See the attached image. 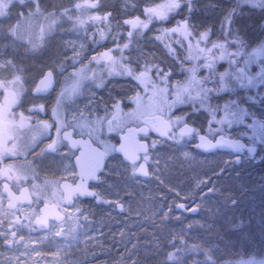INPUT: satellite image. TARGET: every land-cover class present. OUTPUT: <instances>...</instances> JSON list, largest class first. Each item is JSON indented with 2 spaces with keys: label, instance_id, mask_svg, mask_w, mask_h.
<instances>
[{
  "label": "rangeland",
  "instance_id": "obj_1",
  "mask_svg": "<svg viewBox=\"0 0 264 264\" xmlns=\"http://www.w3.org/2000/svg\"><path fill=\"white\" fill-rule=\"evenodd\" d=\"M88 2L96 3L97 7L76 10L73 5L83 4L85 0H40L41 13L32 17L30 24L22 22L23 39L0 36V64L7 65L11 60L15 65V68H0V79L11 80L14 76H20V83L25 89L20 101H26V90L37 83L47 68L57 73L60 88L64 85V78L80 67L79 64H72L73 47L79 50L81 44L84 45L80 59L96 71V77L82 81L79 96L67 99L69 104L65 107L63 103L62 115L64 116L66 109L69 116L64 117L65 120H73V115L79 113L88 119H110L116 111L113 107L115 102L119 101L122 109V127L113 126L110 132L106 122L94 125L95 139L109 153L107 169L101 176L100 203H91L87 207L80 205L76 209L65 207L67 219L64 222L52 223V229L42 234H25V242L16 244L13 249L4 247L0 264H169L167 254L175 251L172 247L173 240L177 245H181L183 240L188 245H198L201 249L198 254L176 253L183 256L184 264H193L194 260L211 264L206 261V253L213 257L216 264H264V145H257L259 152L254 156L247 153L244 156L225 152L206 153L196 146V137L181 138L177 134L174 140H163L156 133H151L147 137L149 144L156 140L157 145L148 153L150 175L145 179L133 175L132 167L111 149L116 147L119 134L126 126L143 121L137 118L138 113L143 114L144 119L148 118L151 109L148 107L147 96L143 88L131 78L110 76L104 65L88 64L94 55L88 52V43L94 37L96 28L108 26L105 29L107 38L102 41L105 43L104 49L112 46L110 42L117 36L118 28L121 25L128 26L124 23L125 20L135 19L137 16L143 18V9L155 6L161 0ZM29 7L35 11L34 6H17L10 20L5 21L4 31H7L10 24L16 23L17 11L23 10L27 14ZM210 7L214 9L212 5ZM216 7L214 17L224 13V9ZM65 8H72L73 16L84 19V27L75 25L74 20L61 17ZM53 12L56 14L55 24H52L53 17L49 16ZM141 12L143 14L139 15ZM250 12H253L255 18L264 15V11L252 7L242 14ZM90 16L101 19L91 20ZM105 16L107 22L103 19ZM169 20L178 21L175 17ZM255 23L249 21L245 26H253ZM152 25L155 24L149 25L148 31H144V39L139 42L141 51L144 50L143 54L149 58L152 55L148 63L157 64L166 72L171 71L172 84L179 82L183 85L187 78L180 65L182 56L169 54V49L165 46L168 43L158 39L162 33ZM42 34L43 40L40 39ZM29 38L39 45L35 51L32 50ZM170 55H175L174 59ZM125 56L136 67L132 56ZM61 63L65 64L63 73L58 71ZM140 63L143 65L144 61L140 60ZM256 71L257 67L253 69V73ZM197 75L203 77L207 74L199 71ZM100 83L102 86L98 87L97 84ZM259 91L264 92V88ZM137 92L143 97L139 110L133 102ZM240 94L242 106L254 111L257 116L264 117V101L258 105L250 104L243 99L245 91L242 90ZM72 98L74 102H70ZM52 101L54 100L49 99L47 103L49 111L54 106ZM0 102H3L2 95ZM191 105L190 101L177 107L175 114H186L187 123L197 121V125L193 124L196 129L207 133L210 118L206 106L205 110L198 111ZM47 120L51 122L52 118L48 117ZM243 131V126L237 125L228 129L232 138L247 141L240 137ZM22 142L24 154L20 155L23 156L21 161L33 164L35 160L31 156L37 143L29 151L32 137L28 132L22 134ZM59 154L63 155L62 152ZM56 158L59 157H50L43 167L37 161V168H33L39 171L37 182L41 185L45 180L58 182L59 172L67 176L72 171V167L64 163L63 159L60 158V161ZM22 169L26 170L24 167ZM42 195H46L48 202L54 201L53 197H48L45 193ZM41 202H44L43 199ZM180 203L190 204L188 209H195V212L189 214L177 210ZM13 223L0 195V229L12 226ZM57 232L60 234L57 235ZM7 239L14 242L12 237Z\"/></svg>",
  "mask_w": 264,
  "mask_h": 264
},
{
  "label": "snow or ice",
  "instance_id": "obj_2",
  "mask_svg": "<svg viewBox=\"0 0 264 264\" xmlns=\"http://www.w3.org/2000/svg\"><path fill=\"white\" fill-rule=\"evenodd\" d=\"M17 6H34L35 11H32L31 7H29L27 14L23 10L17 11L16 23L10 24L5 32L4 23L6 20H10ZM244 6L258 8L264 11V0H235L234 6L225 12L221 20L220 33L224 37V40L221 42L220 40L210 39L212 29H206L203 32L196 33L194 28L190 26L189 21L191 13L194 10V0H163L161 3H155V6H146L143 9L144 15L147 18L146 20H142L137 16L135 19L124 21L125 24L130 25L131 31L127 32L128 41L123 43L122 46L117 45L119 56L113 55L114 50L109 49L108 51L101 52L98 56L94 55L91 57L88 64L95 62V64L100 65L103 62L110 76L122 75L129 77L136 81L139 87L143 88L151 113L147 119L143 118V114L138 113L137 118L143 119L144 127L135 129L137 135L142 133L147 138L149 131L154 130L159 133L160 137L171 140H174L177 134L181 138L185 136L193 138L198 136L200 141L196 145L198 148H227L235 153L246 152L250 156L255 155L257 145H264V117H259L254 111L242 106L240 97L230 99L224 105H212L211 103L215 95H220L221 93L235 95L238 89L245 91L243 99L247 103L258 105L261 101H264V92L259 91V89L264 88V42H261L256 47H253L251 51H248L249 45L245 43L239 36L238 31L234 29V19L238 15V10ZM73 7L76 10H81L96 8L97 4L85 0V3H75ZM182 9H186L189 15L182 20H178L174 27L163 29V35L170 36L172 34H178L183 39H177L175 43L180 44L181 47H184V41H187V55L184 57V60L193 61V64L191 67L185 69L183 68V61L181 62L182 71L188 73L186 83L183 85L179 82L175 84L170 82L171 71L166 72L159 65L150 64L147 61L141 65L139 58L135 62L136 67H133V62L124 55V50L128 49L133 42L134 33L142 36L154 20L168 21L180 15ZM41 11L40 0H0V36L23 39L21 34L22 22L30 24L32 17L41 13ZM71 13L72 8H65L61 13V17H66L69 21L74 20L75 25L84 27L86 21L81 19L80 16H73ZM108 15L110 16L111 13ZM49 16L53 17L52 24H55L56 14L54 12L49 13ZM89 19L99 20L101 18L98 16H90ZM103 19L107 20V16ZM109 30H111L110 26ZM99 37L100 40L106 39V32L100 30ZM40 39L43 40V34ZM29 43L33 51L39 47V45L31 41V38H29ZM94 43L98 42L94 41ZM165 46L169 49L170 54L175 52L171 44H166ZM83 48V44H81L79 50L73 47L72 64H79L80 67L77 71L64 78V85L60 87L55 105L51 109V122L38 118L39 112L47 111L43 104H40L38 107L29 108V114L27 116L23 112H20L17 117L13 108L20 103L21 94L25 90L20 83L21 78L20 76H14L11 80L0 79V95L3 97V102L0 103V164L4 162L6 157H16L24 154L19 140L22 137L21 130L25 128L31 129L33 132L32 145L29 151L34 148L40 137L51 138V132L55 131V138L51 139V143L47 144L43 152L56 153L59 151L60 145L65 142L70 151L71 149H79L84 135H88L89 139L92 138L93 132L95 131L94 125H100L106 122L110 132L113 126L122 127V109L119 101L113 105L116 111L112 113L110 119L107 117L88 119L81 114L79 120L74 121L70 128L62 115L64 101L78 93L84 79H94L96 77V71L90 69L80 59ZM124 61H127V63ZM221 61H227V69L223 72H220L217 68L218 63ZM253 65L258 68V71L255 73L252 72ZM6 66L15 68L11 60L7 62V65L0 64V68ZM201 69L207 71L206 76L200 77L197 75ZM58 71L60 73L65 71L64 63L58 65ZM87 73H91V75H87ZM69 82H71L70 86ZM208 83H212L213 87H207L206 85ZM56 84L57 81L54 78L53 71H48L46 74H43V78L39 80L34 91L37 94H48L54 90ZM149 85H151L150 88ZM97 86H102V83L97 84ZM149 93L151 94L149 95ZM142 99L143 97L140 96L139 92L133 97V102L137 104V110L141 108L140 101ZM190 101L192 102L191 106L196 110H205L204 106H206L210 113L209 130L205 134H201L195 127L188 125L186 114H175L174 110L177 107L186 105ZM34 116L37 118L33 122ZM233 125L243 126L245 131L240 133V137L246 138L248 143H244L240 138H232L229 135L228 129ZM161 126H163V130H161ZM76 129H79L77 135L81 139L74 138L73 131ZM129 131H132V129ZM121 140L124 141V134L121 135ZM136 144L137 151L133 154L129 153L124 143H121L119 148L113 146L111 151L123 153L124 158L132 165L133 175L139 173L147 176L149 173L145 164L149 160L148 150L150 147L155 148L157 141L153 140L151 145H148L137 140ZM140 152L144 153L142 157L139 155ZM139 160H143L144 163L138 164L137 161ZM77 163L80 164L79 158H77ZM12 167L11 164L6 165L9 172ZM101 171H103V168L99 163L95 165L91 163L81 164L78 173L75 169L71 171L72 175L79 176L80 182L77 183L76 180H73L71 184L65 183L62 185L66 190V194L57 199L54 205L57 209L52 217L54 221L65 219L64 216L60 215L61 211L67 212L66 208H62V204H72L73 197L96 195V193L88 190L87 183L91 180H99L100 176L98 173ZM30 174L31 178L35 180L37 173L29 169L24 170L22 175L17 176L16 179L17 181L21 179L28 180ZM7 179H12V176L9 174ZM57 183L56 181L45 180L43 185L32 184V194L37 197L35 202L37 207L33 208V211L38 210L39 212L47 213L49 202L45 198L46 195H42V193H46L45 190L47 187H55ZM4 189L8 191L7 184L4 185ZM24 191H27V189L25 188ZM55 194L54 192L53 195ZM12 195L13 193L9 191V196ZM42 199L44 201L43 208H39ZM28 203L32 204L33 201L29 199ZM180 207L183 208L184 205H180ZM121 210H123L122 205ZM46 220L47 217L44 220V224H46ZM59 234L60 232H57V235ZM0 235H3V233H0ZM172 247L175 251L167 254L169 264H184L183 256H178L176 253L183 252L187 254L194 252L198 254L201 251L198 245H188L183 240L181 241V245H177L175 240H173ZM205 256L206 261L211 262V264H216L212 256L207 253ZM193 264H204V262L194 260Z\"/></svg>",
  "mask_w": 264,
  "mask_h": 264
},
{
  "label": "flooded vegetation",
  "instance_id": "obj_3",
  "mask_svg": "<svg viewBox=\"0 0 264 264\" xmlns=\"http://www.w3.org/2000/svg\"><path fill=\"white\" fill-rule=\"evenodd\" d=\"M162 1L163 0H161V2ZM232 1L233 0H194V10L191 13V18L189 21L190 26H192L194 28L196 33L203 32L206 29H212V35H211L210 39L220 40L222 42L224 40V37L220 33V23H221V20L223 19L225 12L227 10H229L228 6L230 5V3H232ZM210 5H212L214 9H212V7H210ZM216 6H220L222 9H224V13H222V15H217L216 17H214L215 14H213V11L215 13V9L217 8ZM244 8H245L244 10H246L248 12L249 7L244 6ZM206 10H208V12H206ZM251 13H253V12H251ZM248 14H250V13H245V15L239 14L235 17L234 29L238 31L239 36L245 41V43L247 45H249L247 50L251 51V49L253 47H256L261 42H264V16H261L260 18H255V17L248 16ZM188 15L189 14L187 13L186 9H182L180 15L175 16V18H177V20H182L185 17H187ZM249 17L253 18V19H250ZM143 18L141 17L140 19H143ZM250 20L255 21L256 23L253 26L252 25H250V26L246 25L245 26V23L249 22ZM104 21L107 22L106 20H104ZM160 22L161 23H155V25H152V26L157 31L159 28H161V31H158V32L162 33L163 29L174 27L176 25L177 21L168 20V22H166V23H164L163 21H160ZM106 27H108V26H106ZM106 27L104 28V26H102V27H98L95 29V32L93 34L94 37L88 43V46H89L88 52L90 53V55L94 54L95 56H98L101 52H105V51H108L109 49H113L114 50L113 55L119 56V49L117 48V45L122 46L121 40L124 42L128 41L127 32L131 31L130 25H128L127 27L121 25L117 30V33H116L117 36L115 37L113 42L112 41L110 42V43H112L111 44L112 46L106 47L104 49L105 46H103V45L105 43L103 44L104 40L103 41L100 40L99 31L100 30L105 31V29H107ZM247 27H249V28L246 29ZM147 31H146V34H147ZM144 35H145V33H143L142 36H138L134 33L133 42L135 41L134 45L136 44V46H134L135 47L134 53L131 52V47H129L128 49L124 50L125 51L124 54L132 56V58L135 61L137 60V58H139V60H142L144 62L145 61H147V62L151 61L152 55L150 56V58L147 55H144L143 54L144 50L141 51L142 47L139 44V38H140V41L143 40ZM170 36L172 37V41L166 40L165 42L168 44H171V47L175 50L174 54L176 55V57L182 56L183 68L191 67L193 64V63L191 64V62H193V61H185L184 60V57L187 55V52H186L187 41H184L185 46L181 47L180 44L175 43V41L177 39L182 40L183 38L180 37L178 34H172ZM94 41H97L98 43H94ZM99 41H101V42H99ZM107 43H109V42H106V44ZM175 55H173V57H172V55H170V56L174 59ZM92 65L95 66V62H93ZM180 65L182 67V63ZM100 66H103V62L100 64ZM217 68L220 72L225 71L227 69V61L219 62L217 65ZM254 68H256L255 65H253V67H252V72H253ZM48 71H53V70H50L49 68H47L45 71V74ZM200 71L207 74V71L204 69H201ZM53 73H54V78L57 81V73L55 71H53ZM42 78H43V76H41L40 79H42ZM39 80L37 81L36 84L33 85V87L30 86V88H28L26 90V92H25V94L27 95L26 101H20V103L13 108V111L16 112L17 117L19 116L20 112H23L27 116L29 114L28 113L29 108L38 107L40 104H43L45 106V108L47 109V107H48L47 103H48L49 99H53L54 101H52V103L55 105V102L57 99V93L60 90V88H58L59 82L57 81V84H56L54 90H52L48 94H37L34 91V89H35V86L39 83ZM69 84H71V82ZM75 96H79L78 93L72 97H75ZM70 102H74V98H72V100ZM67 104H69V103L66 99L64 101V107ZM80 114L81 113H79V115ZM79 115L78 114L73 115V120L70 118L65 120L66 123L69 124L70 128L72 127L73 122L77 121V117H79ZM68 116L69 115L66 113V109H65L63 117L66 118ZM48 117L52 118V111H49L48 109H47V111L39 112V114H38V118L41 120H47ZM36 118L37 117H35V116L33 117V122L35 121ZM132 125L140 127V126H143L144 123H143V121L133 122L131 125L126 126L121 131V133L124 132V130L127 127L132 126ZM78 131H79V129H76L73 131V135H74L75 139L80 137L79 135H77ZM21 132H22V134H24L26 132L31 133V137L33 135L32 130L28 129V128L21 130ZM121 133L119 134V138L117 140L116 148H117L118 144L120 143ZM150 133H155V131L151 130ZM55 136H56V133L54 132V134L51 135V138L40 137L37 140V142H36L37 146L32 151V156H31L32 160H35V161H33V164H28L25 161H21L23 156H20V155H18L16 157H6L4 162L2 164H0V195H1V197H3V203H4V206H6L7 213L12 218V221H14L12 226L9 225L7 227H3L2 229H0V233H3V235H0V256L3 255V252H4L3 248L4 247H6L7 249H13L16 244L24 243L26 239L23 236L25 234L31 233V234L36 235V234H42L43 232H46V231H40V230L36 229V227L34 226L35 219L41 214V212H39L38 210L33 211V208L37 207L35 205L37 197H36V195L32 194V192H33L32 184L33 183L40 184L39 182H37V177L39 176V171H37L36 169L35 170L33 169V168H37V161L40 162L42 164L41 166L43 167V166H45V162H47L48 159H50V157L53 158L54 155H56L57 157H59L56 159H58L60 161H61V159H63L64 163L69 164L70 168L72 167V170L75 169V171L78 173V169L76 167V160H77V157L82 150V147H79V149H71V151H70L69 147L67 146V144L65 142V143L61 144L59 147V152H62L63 155H60L59 152L58 153L57 152L56 153L43 152V149H46L47 144L51 143V139H54ZM95 136L96 135L93 134L92 138H91L93 144L95 146L102 147L105 150L106 157H107L106 165L104 167L105 169L100 174V179L96 180V181L91 180L89 185H88L89 191L90 190L95 191L96 195L90 196V197L77 196L74 199V205L73 206H70L69 204L64 203V204H62V208L70 207L71 209H76L77 207H80V205L82 207H85V206L87 207V205L91 204V203H100L99 201H100L101 194H102V192L100 191V186H101V182H102L101 176L105 172V170L107 169L106 166H107V162H108V158H109L108 157L109 153L95 139ZM83 138L87 139L88 135H84ZM141 139L144 140L147 138H145L143 136V137H141ZM19 144L21 145V147L23 146L22 137L19 140ZM258 152H259V150H258ZM121 158L123 159V157H121ZM9 164H11L13 166L10 172L6 168V165H9ZM148 165H149V163H148ZM130 166L132 167V165H130ZM23 167L26 170H28V169L34 170L37 173L36 179L33 180L31 178V174H30L28 180L21 179V180L17 181L16 177L21 175V172L23 171V169H22ZM19 169H21V170H19ZM68 173L69 174H67V176H65L59 172L60 178L58 180L56 187L55 188H53V187H47L46 188L45 194H47L48 197L54 198V201L49 202V203L55 204L57 199H59L61 196L64 195V193L61 190V184L64 181H70L72 183L73 180H76V182L78 183L79 176L72 175L71 171ZM9 174L12 176V179H7V176ZM5 184L9 185L10 189L13 190L15 192V194H17V195H19V193L23 190V188L28 187L29 192L32 196L33 203L32 204H26V203L19 202L18 204L15 205V207H13V209H11L9 206L10 201H9L8 192L4 191V185ZM73 186H75V185H73ZM54 192L56 193L55 195H53ZM184 205L187 207L189 204L185 203ZM42 206H43V202L40 203L39 208H42ZM187 209H188V207H187ZM61 212L65 214L64 211H61ZM52 223H55V222H51V225H50L51 229H52ZM13 233H14V235H13ZM7 237H12V239H14V242L8 240Z\"/></svg>",
  "mask_w": 264,
  "mask_h": 264
},
{
  "label": "water",
  "instance_id": "obj_4",
  "mask_svg": "<svg viewBox=\"0 0 264 264\" xmlns=\"http://www.w3.org/2000/svg\"><path fill=\"white\" fill-rule=\"evenodd\" d=\"M188 125L190 127H195V125H193L190 122H188ZM141 127H144V125L140 126V127L135 126V125L127 127L124 130V132L121 133V135L124 134V141H122L121 138H120V143L118 144L117 148H119L121 143H124L126 148H127V150L129 151V153L133 154V153H136V151H137V144H136L137 140H139L141 143H146L148 145H151V144H149L147 139H144V140L141 139V137H143L142 133L137 135L135 129H138V128H141ZM130 129H132V131H129ZM195 129H196V127H195ZM161 130H163V126H161ZM150 132H151V130L149 131V135L151 134ZM155 133H157V135L160 137V135H159V133L157 131H155ZM201 134H205V133L201 132ZM185 137H188V136H185ZM160 138L163 139V140H166V138H163V137H160ZM196 138H197V142L199 144L200 143L199 137L196 136ZM77 139H81V137H79ZM242 141L244 143H247L245 140H242ZM80 147H82V150H81L80 154L77 157V158L80 159V164H78L77 160H76V167L78 169V172H79V169H80V165L81 164H85V163H91L93 165L99 163L101 165V167L103 168V171H104V169H105L104 167L106 165V160H107L105 150L102 147H100V146H95L93 144L92 140L89 139V137L87 139L82 138V143H81ZM199 149H201L202 151H204L206 153H213V152H221L222 153V152H225V153H231V154L234 153L235 155H238V156H244L245 153H246V152H244V153H235L232 150L227 149V148H212V149L199 148ZM150 151H151V147L149 148L148 153ZM257 152H258V146H257L256 153ZM81 153H83V155H81ZM116 153L119 156L123 157L124 162H126L128 165H131V163L124 158L123 153H119V152H116ZM256 153H255V155H256ZM139 155L142 157L144 155V153L140 152ZM137 163L138 164L139 163H144V161L143 160H139V161H137ZM145 167H146V169H147V171H148V173L150 175V166L148 165V163L145 164ZM103 171L98 173V175L100 176V174ZM149 175L144 176V175H141L139 173H136V176H138L140 178H143V179H145ZM92 181H96V180H92ZM79 182H80V180H78V183ZM65 183L71 184V182L70 181H64L61 184V190L64 193V195L66 194V190L62 187V185L65 184ZM89 183H90V181H88L87 187H88ZM73 187H75V186H73ZM25 188L27 189V191H24ZM25 188H23V190L19 193V195H17V194H15V192L13 190L10 189V187L8 185V191H7L8 195H9V191L13 193L12 196H9V201H10L9 206H10L11 209H13V207H15V205L18 204L19 202L29 204L28 200L29 199L32 200V196H31V194L29 192V188L28 187H25ZM88 190H89V188H88ZM4 191H5V189H4ZM92 192L95 193V191H92ZM76 197H73V202H72V204H69L70 206L74 205V199ZM82 197H90V196H82ZM54 205L55 204L49 203V208H48L47 213L41 212V214L35 219L34 226L36 227V229H38L40 231H46L47 232L48 230L51 229V226H50L51 222H55V223L58 224V223L64 222L67 219V215H65L62 212H60V215L64 216L65 219L60 220V221H54L52 219V217L54 216V214L57 211V209L54 207ZM180 205H184V204L183 203L178 204L177 207H176L177 210H183L184 212L189 213V214L195 212L192 209L191 210L187 209V207H189L190 204L187 207L184 205L183 208H181ZM42 208H43V206H42ZM46 217H47L46 224H44V220L46 219Z\"/></svg>",
  "mask_w": 264,
  "mask_h": 264
},
{
  "label": "trees",
  "instance_id": "obj_5",
  "mask_svg": "<svg viewBox=\"0 0 264 264\" xmlns=\"http://www.w3.org/2000/svg\"><path fill=\"white\" fill-rule=\"evenodd\" d=\"M163 2V1H162ZM161 3V2H160ZM234 4H235V0H233L232 1V3H230V5L228 6L229 7V9H231L233 6H234ZM244 7L243 8H241V9H239L238 10V15L239 14H242L243 12H244ZM143 13L141 12V13H139V15H142ZM252 13L250 12V14H248V16H251V17H254V15L252 14ZM261 16H264L263 14H261ZM145 17V16H144ZM250 18V17H249ZM147 18L145 17V18H143L142 20H146ZM250 19H253V18H250ZM251 21V20H250ZM155 23H161L160 21H157V20H154L153 21V24H155ZM158 31H161V28H159L158 29ZM161 41L163 40L164 42L166 41V39L167 40H169V41H172V37L171 36H169V35H163V32H162V34H161ZM124 40V39H123ZM121 42H122V45H123V43H125L124 41H122L121 40ZM135 42V41H134ZM134 42L133 43H131L130 44V46L129 47H131V52L132 53H134V49H135V47L134 46H136V44L134 45ZM139 42H140V38H139ZM188 73L186 72V74L184 75L186 78L188 77V75H187ZM207 87H209V88H211V87H213V85H212V83H208L207 85H206ZM242 90H237V92L235 93V95H231V94H229V93H221L220 95H215L213 98H212V101H211V103H212V105H217V104H219V105H224L227 101H229L230 99H236L237 97H242V95L240 94V92H241ZM241 100L242 99H240V103H241ZM197 103H198V101H197ZM207 115L209 116V118H210V113H209V111L207 110ZM200 117H198V119H199ZM249 122H250V120H249ZM197 123V121H193V124H195V125H197L196 124Z\"/></svg>",
  "mask_w": 264,
  "mask_h": 264
}]
</instances>
